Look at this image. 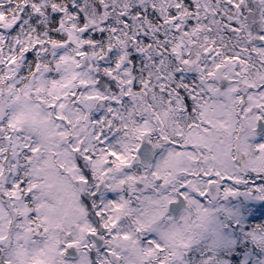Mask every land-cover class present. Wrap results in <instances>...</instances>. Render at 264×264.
I'll use <instances>...</instances> for the list:
<instances>
[{
	"label": "snow or ice",
	"instance_id": "snow-or-ice-1",
	"mask_svg": "<svg viewBox=\"0 0 264 264\" xmlns=\"http://www.w3.org/2000/svg\"><path fill=\"white\" fill-rule=\"evenodd\" d=\"M0 264H264V0H0Z\"/></svg>",
	"mask_w": 264,
	"mask_h": 264
}]
</instances>
